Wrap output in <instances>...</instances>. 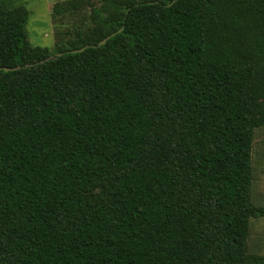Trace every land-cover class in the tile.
<instances>
[{
	"label": "trees",
	"instance_id": "trees-1",
	"mask_svg": "<svg viewBox=\"0 0 264 264\" xmlns=\"http://www.w3.org/2000/svg\"><path fill=\"white\" fill-rule=\"evenodd\" d=\"M17 1L0 0V264H264V0H68L55 13L92 25L54 51Z\"/></svg>",
	"mask_w": 264,
	"mask_h": 264
},
{
	"label": "rangeland",
	"instance_id": "rangeland-1",
	"mask_svg": "<svg viewBox=\"0 0 264 264\" xmlns=\"http://www.w3.org/2000/svg\"><path fill=\"white\" fill-rule=\"evenodd\" d=\"M68 0H18L17 4L28 11L26 33L33 45L49 47L53 51L57 43L73 37L77 29L92 25L91 11L85 9L66 10L56 14L55 5H66ZM253 185L252 201L264 207V126L256 129L253 141ZM250 252L264 254V216L252 218L249 231Z\"/></svg>",
	"mask_w": 264,
	"mask_h": 264
},
{
	"label": "water",
	"instance_id": "water-1",
	"mask_svg": "<svg viewBox=\"0 0 264 264\" xmlns=\"http://www.w3.org/2000/svg\"><path fill=\"white\" fill-rule=\"evenodd\" d=\"M116 33H117V32H113V33H111L109 36H107V37H105L103 40H101L97 45H96V44H88V45H86V46H84V47H82V48L70 50L69 52L83 51L85 48L90 47V46H98V45H102V44L106 43V41H107L110 37L114 36ZM0 69H3V70H6V71H9V70L14 69V68H11V67H2V66H0Z\"/></svg>",
	"mask_w": 264,
	"mask_h": 264
}]
</instances>
